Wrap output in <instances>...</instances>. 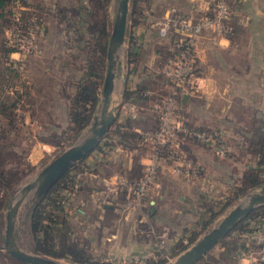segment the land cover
Here are the masks:
<instances>
[{
  "label": "rangeland",
  "instance_id": "374dc122",
  "mask_svg": "<svg viewBox=\"0 0 264 264\" xmlns=\"http://www.w3.org/2000/svg\"><path fill=\"white\" fill-rule=\"evenodd\" d=\"M72 1L73 0H43V11H41L44 15L43 22L42 25L35 24L37 29L36 33H34L35 30L33 31V39L31 42H19V38L23 37H18L16 25L9 24L10 26L3 28V30L0 29V103H4V106L8 105V109L10 110L6 111L7 115L0 111V143H5L7 149L22 155L24 159L23 162H26L31 170L15 188L7 206L13 195L23 184L32 180L37 173L57 155L83 140L90 133V127H87L77 139L69 145H59L60 139H52L51 137L54 131L61 132L67 125L66 117L68 116L70 97L72 91L75 92L74 83L77 82L75 78L77 79L79 76L76 72L71 71L70 64L75 67V70H77L78 67L84 70L88 65V60L85 55L87 50L85 48V43L87 44L88 42L89 44L91 41L89 39L84 42L87 36L80 29L81 26L77 25V23H79L78 17H75L76 20L71 19L74 13V11L71 10L75 8L71 4ZM134 1H136L140 9L138 26H140L142 30H145L146 24L149 23L151 25L150 30L153 32L151 33L153 36L152 39L145 41L144 37L141 36L136 40L135 44L137 50H139V56L137 60L138 63L135 60L134 65L138 66L139 72L145 75L142 76L143 79L141 82H143V85L146 84L148 86L147 89L150 91L149 95L155 98L156 104L158 105H156V109L159 111V114H161V109L167 98L166 96L171 94L172 91L175 92L176 102H178L174 105V108L176 107L174 113H176L177 119L182 120L181 123L184 124L186 129L200 135L199 137L193 138L201 142L196 143L197 145L201 144L200 146L205 148L201 149L196 155L192 154L185 156L181 153L183 159L191 164L193 170L189 169L186 171V169H184L185 171H183L180 176L188 175L196 180L197 183L195 182L184 190L179 188L178 190L172 189L170 194L175 200L178 195H184L183 202L189 198L188 195L195 197V200H197L195 201L196 207H200L203 211L205 205H214V209L218 210L222 208L226 200L230 201V204L222 213L211 222L204 231H201L202 233L199 234L198 240L204 233L216 226L224 215L233 207L245 205L250 193L258 192L260 189V187H258L250 190L245 195L235 200L232 198L233 188L235 185L239 184L242 172L245 171V169L242 168L246 167V165L252 166L254 162L251 156L243 154L244 151L240 147L242 137H244L245 134H249L252 127L256 125H260L259 129L264 135V71H262V78L260 74H258L260 82L258 79L257 84H259V86L257 84L253 87L248 86V88H245L243 91H233L229 88L228 90L227 88L224 90V80L222 82L217 81L218 84L214 87H208L207 77L212 76L216 78L215 80H218L217 78H219V75H208L207 68H202L200 66L197 60L196 46L199 43L208 41L210 46H207V49H219L213 42L218 45V39L223 36L217 31L207 29L201 31L199 37L196 39L194 47L191 48L193 49V57L190 58L192 60V67L194 66V68L197 69V73L194 74V78L197 79H194L192 83L195 89L188 86H185L183 89L174 88V80H169L162 72L163 64L167 59V57H163V54L166 53L167 50L171 51L173 45L178 40V35L172 32L162 36L159 32V27L167 18L175 17L177 13H181L192 20L204 17L207 13L206 5L209 0L205 2L202 0H129V16ZM257 1L259 4L264 3V0ZM81 3L83 4L84 0ZM78 4L80 3L77 0L76 6ZM86 4L87 0L83 7H85ZM119 4L120 0H110L107 5L109 36L119 12ZM192 4L193 7L191 8L190 6ZM228 4L230 8L228 25L231 28V33L226 36L233 44H236L243 35L250 34L249 22L247 20V14H236L234 10V0H228ZM259 6L264 8L263 5ZM197 7L201 10L200 13L196 12ZM21 8L23 7L18 5L13 7V13L9 21L16 23L20 17ZM82 12H84V10ZM144 17L146 20L143 19ZM130 22V18L128 17L125 42L118 51L119 57L123 62V75L127 69L126 65L129 63L127 60L128 47L126 48V42L127 39H129L128 27ZM173 37L174 39H172ZM165 41L167 42L165 43ZM7 46H12L14 51L4 56L3 48ZM157 50L160 51L161 54L158 53L160 56V63L158 64L153 61V56L158 55ZM212 54L213 52L209 53L207 58L214 62H218L216 63L218 69H222L223 66L221 64L223 60L226 59L222 56L217 59L215 58V53L213 56ZM216 54L217 56L221 55L220 52H216ZM104 61V70L106 72L108 63L106 57ZM151 63L152 66L149 65ZM149 66L152 69H149ZM127 67L129 66L127 65ZM239 69L240 68L231 63V70L234 76H239ZM157 76H161L159 82L157 84L152 83V79ZM116 82L117 87L113 99L115 104L120 107L125 83H123L121 79H117ZM188 85H190V83H188ZM183 93L191 96L194 100L192 101L190 98V101H192L191 105L186 107V109L180 106ZM204 97H208L210 100L203 101ZM100 105L99 102L96 107V115L100 113ZM129 108L131 107H126L127 110L125 113H127V111L131 112V110H128ZM9 113L12 114L13 119L11 125L9 124ZM181 115L183 118L185 117V120L180 118ZM187 119L190 121L189 124L186 121ZM2 134L4 138L1 136ZM55 135L58 134L55 133ZM240 136L241 138H239ZM43 140H55L54 142L59 144L53 145ZM50 145L53 147H50ZM6 166L7 168L11 167L12 164L7 163ZM88 175L89 170H87V173L82 174L81 180L83 181V178L89 177ZM100 186L102 191L110 194L104 189L101 183ZM186 193L189 194L187 195ZM74 194L75 193H73L70 198L68 197V203H70ZM135 203H143V201ZM144 203H146V201H144ZM175 203L174 201L173 205H175ZM33 204L34 200L31 198L20 206L15 221V240L18 246L23 250L36 253L33 250L28 218L29 210ZM7 206L3 209V218L0 225L2 239L4 237L5 212ZM64 207L66 209L67 204ZM198 212L200 218L205 217L201 214L202 211H197L196 214L187 216V220L191 221V219L197 217ZM180 221L181 220H179V222ZM72 227H74L76 231V234L74 235L72 232V235L80 242L88 245L91 255L108 264H160L161 262L174 260L178 255L174 254L180 249V247L175 248L173 257H169V259H167L168 257L166 258V254L158 252V249H160L158 247L157 252L150 255L130 256L125 254L124 251L120 250L119 246L121 244L123 245L124 241H121L122 243H117L111 237V234H117L120 233V231L126 233L129 228V225L126 224V213L123 209L119 211L118 216H105V223L103 228H101L102 232L104 231L102 240L100 239L98 243L94 242V238L92 239L90 237L92 241L86 238L87 230H80L74 225ZM199 231L200 230H197L195 232ZM161 232V229L157 228L156 240H158V244H160ZM100 233L101 231H99L97 235ZM87 237H89L88 233ZM187 243L188 238H185V242H181V245ZM162 245L163 243L161 247ZM220 248L221 246L219 243L215 244L208 251V255L219 257L221 253ZM8 255L9 254L3 249L2 240L0 243V264H16L7 257ZM57 261L61 264H78L72 263L67 259H57ZM232 262L226 263L217 261L215 264H232Z\"/></svg>",
  "mask_w": 264,
  "mask_h": 264
},
{
  "label": "crops",
  "instance_id": "0c3cea01",
  "mask_svg": "<svg viewBox=\"0 0 264 264\" xmlns=\"http://www.w3.org/2000/svg\"><path fill=\"white\" fill-rule=\"evenodd\" d=\"M78 1L80 4L77 6V0H73L71 3L72 6L75 7L71 10L74 11L73 17L71 18L72 20H76L75 17H78L80 20L82 11L87 7V4L83 7L86 0H84L83 4L81 3L83 0ZM202 1L205 2L207 0ZM234 2V10L236 14H247L250 34L243 35L236 44H233L228 38L220 37L218 39V45L213 42V44L219 49H207V46H210V44L208 41H204L196 46V55L200 66L202 68H207L208 75H219L220 79L217 78L218 80H215L216 78L212 76L207 77L208 87H214L218 84L217 81L222 82L224 80V90L226 88L228 90L229 88L233 91H243L245 88H248V86L253 87L257 84L259 79L258 74H260L261 77L262 71H264V8L259 6H264V3L259 4L257 0H234ZM190 7L192 8L193 4ZM198 7L196 8V12L200 13L201 10ZM143 19L146 20L145 17ZM138 25L139 23L132 26L129 25L128 27V38L129 36H132V40L130 42L129 39H127L126 48L128 47L131 60L127 64L129 67L126 65L127 69L124 75L126 79L125 88L128 87L129 89H136L138 86L143 85V82H141L143 79L142 76H145L139 72L140 70L138 66L134 65L135 60L137 61L139 56V50H137V47L135 46L136 40L141 36L144 37L145 41L153 38L151 35L153 32L150 30L151 25L149 23L146 24L147 26L145 30H142ZM172 39H174V37ZM166 42L167 41H165V43ZM211 52H213V54L215 53L214 55L217 59L220 56L226 59L223 60L221 64L223 66L222 69H218L216 65L218 62H214L207 58V55ZM216 52H220L221 55L217 56L218 53L216 54ZM158 53L160 54V51L157 50V54ZM159 54L153 56V61L157 62V64L160 63ZM231 63L240 68L239 76L233 75ZM149 65L152 66V63ZM70 69L79 75L75 80L80 81L83 78L85 68L83 70L81 67H78L77 70H75V67L70 64ZM149 69L152 68L150 67ZM257 85L259 86V84ZM147 92L150 93L148 90ZM74 93L75 92L72 91L71 97L74 96ZM190 98L191 96L183 93L180 106L185 109L190 106L191 102L194 101L192 98V101H190ZM209 100L208 97L203 98V101ZM139 101L141 100L135 98L125 100L122 97L113 124L125 125L126 118H128L130 120V127L128 129L141 136V133L148 131L155 126V120L160 114L156 109L157 102L149 104L141 103ZM127 106L131 107L128 109L129 111L131 110V112L127 111V113H125ZM180 118L184 119L185 117L183 118L181 115ZM186 121L188 124L190 123L189 119ZM67 122L68 116L66 117V124ZM110 128L113 129L112 126ZM259 128L260 125L252 127L250 133L245 134L241 139L242 142L240 147L244 151L243 154L251 156L254 160L252 166L246 165V167L242 169L246 170L247 168H253L256 165L255 157L246 150V140L247 138L255 136L257 133L263 135ZM53 133H57L58 135L56 136L57 138L59 137L60 132L54 131ZM239 138H241V136ZM106 142H112L111 137L105 138L104 136L99 141V145H102V150H104V152L94 149L84 159V163L89 166V177L85 179L83 178V181L81 180L79 188L74 192L75 194L72 196L70 203L67 204V217L70 224L80 230H87L89 237H87L86 233V238L90 241H92L91 238H94V242L98 243L100 242V239L102 240V234L104 231L102 232L101 228H103L105 223V216H118L119 211L123 209L126 213V224L129 225V228L126 233L120 231V233L111 234V237L115 242L122 243L121 241H124L123 245H119L121 251H124L125 254L130 256L150 255L156 253L158 247L160 248L158 249V252L166 254L165 256L166 258L168 257L167 259L173 257L174 249L180 247L181 242H185V238L189 237L187 235L200 230L201 225L199 224V221L202 220V218L199 217V212L197 214L198 216L191 219V221H188V218L186 217L189 215L191 216V214H196L197 211L203 212V210L200 209V207H196L195 201L197 200H195V197L188 195L189 193H186L189 198L183 202L184 195H178V200H175L170 194V191H172V189L178 190V188L184 190L193 185L196 180L188 175H175L172 172L171 166H167L166 169L162 170L156 177L151 189L146 193L145 198L142 200L143 203H133L130 199L131 196L127 192L108 194L101 189V177H114L122 173H126L133 178L140 177L143 174L144 164L148 161L147 157L149 153L148 146L141 143L140 140L138 142L140 148L133 147V145L125 146L122 143H114L113 147L118 146L119 150L106 154L108 148L103 147ZM50 147L53 146L50 145ZM201 149L205 148L193 143L189 139H185L180 147V152L185 156H189L192 154H198ZM144 201H146V203H144ZM174 201L176 202L175 205H173ZM179 220L181 221L179 222ZM157 228L162 231L160 235V244H158V240H156ZM72 229L73 234L75 235V228L72 227ZM99 231H101V235H97ZM162 243L163 245L161 247ZM222 250L223 248L221 247L220 251ZM163 263L165 262H161V264ZM235 264H250V261L247 259H240Z\"/></svg>",
  "mask_w": 264,
  "mask_h": 264
},
{
  "label": "trees",
  "instance_id": "16d2710c",
  "mask_svg": "<svg viewBox=\"0 0 264 264\" xmlns=\"http://www.w3.org/2000/svg\"><path fill=\"white\" fill-rule=\"evenodd\" d=\"M110 0H87V7L84 8L82 16L77 25L81 26V30L87 36L85 41L90 39V43H85L86 59L88 65L85 69L84 76L80 81L74 83L75 95L70 97V105L68 109V122L66 127L62 129L59 135V145H69L74 142L84 129L89 127L94 117L96 116V107L99 104L102 84L104 80V66L105 57L107 53L109 40L108 14L107 5ZM43 0H0V29L6 28L10 25H16L18 35L20 37H29L31 35L30 28L39 24L42 25L44 15L41 13ZM22 6L21 14L16 23L9 20L13 13V7ZM140 16V9L136 1L133 2L130 11V25L138 23ZM33 19V20H32ZM32 21V22H31ZM10 22V23H9ZM10 24V25H9ZM79 26V27H80ZM36 33V31L34 32ZM132 36H129L131 42ZM4 56L13 52L12 46L3 48ZM171 52L169 50L163 54L167 57ZM164 57V58H165ZM131 60L128 52V62ZM195 74L197 69L194 70ZM161 76H157L152 80V83H158ZM147 85H140L136 89H129L126 87L122 93L125 100L135 98L141 100V103H155V98L147 92ZM0 111L6 114L8 105L0 103ZM7 115V114H6ZM10 116V125L13 122L12 114ZM156 124L149 131H155L159 127V116L156 118ZM113 127L105 134V138L111 137L112 142H106L103 147H107V153L115 143H122L125 146H132L140 148L138 142L140 135L134 131L129 130L130 120L126 118L125 125L112 124ZM111 131V132H110ZM114 132V133H113ZM4 138V135H1ZM52 139L57 138L55 133L51 136ZM193 143H201L193 137H188ZM49 144L58 145L55 140H43ZM246 150L255 157L256 165L242 172L240 182L233 188V200L245 195L250 190L261 187L264 184V135L257 133L255 136L247 138ZM201 145V144H198ZM102 150V145L95 148ZM89 155V154H88ZM87 155V156H88ZM23 157L19 153L7 149L5 143H0V225L2 223L3 209L13 194L15 188L30 173L29 165L23 162ZM11 163L12 166H6ZM100 163V162H99ZM24 167V169H23ZM89 166L84 163V160L75 163L69 168L59 180L50 188V190L40 199L34 201V204L29 210V223L32 236L33 250L45 257L53 259H67L72 263L78 264H108L93 257L87 244L80 242L72 235L73 229L67 217L65 207L62 201L66 199L65 193L76 185L74 180V171H87ZM140 177H130L131 180H137ZM81 182H79L80 184ZM127 192V191H125ZM128 193V192H127ZM230 204L226 203L218 210L214 209V205H205L202 215L205 216L199 221L200 231L192 232L188 237V243L180 245V249L174 255L187 249L194 243L201 231L213 222L222 211ZM205 214V215H204ZM254 220L257 223H264V205L254 209L243 221L235 225L231 231L222 238L218 243L223 248L219 257H214L206 253L195 264H215L217 261L232 262L235 264L239 259L237 257L241 249H246L245 245L247 239L242 237L243 231H251L247 227V221ZM0 234V243L2 241ZM250 246L255 247L254 242L250 241ZM16 264H24L12 259L10 255L7 256ZM161 264V263H160Z\"/></svg>",
  "mask_w": 264,
  "mask_h": 264
},
{
  "label": "built area",
  "instance_id": "2783aa9c",
  "mask_svg": "<svg viewBox=\"0 0 264 264\" xmlns=\"http://www.w3.org/2000/svg\"><path fill=\"white\" fill-rule=\"evenodd\" d=\"M207 13L202 18L192 20L181 13H177L175 17L167 18L159 27L162 36L169 33H176L178 40L173 45L171 53L167 56L163 64L162 72L170 80H174V88L183 89L188 86L192 89L194 78V66L192 67L193 49L196 39L202 30L217 31L223 37H227L231 33L228 25L230 19V8L228 0H209L206 5ZM32 22V21H31ZM37 26L30 28L31 35L29 37L19 38V42H31L33 31ZM18 37H20L18 35ZM228 38V37H227ZM191 78V79H190ZM190 83V85H188ZM199 83V82H198ZM161 114L159 117V127L155 131H144L141 133L140 140L148 146L147 163L143 167V176L137 180H131L128 174L122 173L114 177H101V184L110 194H117L127 191L131 196L133 203L140 202L150 190L155 181V177L167 166H171L175 175L182 174L184 169L188 171L192 169L191 164L183 159L180 147L183 140L188 137H199L198 133L190 131L182 124V120L177 119L174 113V105L176 102L175 92L166 96ZM119 147L114 146L108 152L118 151ZM193 170V169H192ZM87 171H73L74 185L68 192L67 196L61 203L63 206L68 204L70 196L79 187L82 174ZM69 197V198H68ZM247 227L251 231H243L242 237L247 239L246 249H241L237 255L238 259H247L250 264H264V223H257L254 220L247 221ZM250 241L254 242L255 247L250 246Z\"/></svg>",
  "mask_w": 264,
  "mask_h": 264
},
{
  "label": "water",
  "instance_id": "95a60500",
  "mask_svg": "<svg viewBox=\"0 0 264 264\" xmlns=\"http://www.w3.org/2000/svg\"><path fill=\"white\" fill-rule=\"evenodd\" d=\"M128 17L129 0H120L119 12L113 24L107 47L106 58L108 63L100 95L101 109L99 115L94 117L92 124L89 126V135L57 155L32 180L23 184L13 195L7 206L3 249L19 262L24 264H61L57 259L27 252L18 246L15 240L16 216L21 204L30 193H32L34 201L45 195L69 168L84 160L98 146L99 141L113 124L119 108L113 99L115 83L117 79H121L123 83L126 81L122 73L123 62L118 51L125 42ZM262 205H264V184L261 185L258 192L248 195L245 205L233 207L216 226L178 254L174 260L163 264H195L224 238L235 225L243 221L255 208Z\"/></svg>",
  "mask_w": 264,
  "mask_h": 264
},
{
  "label": "bare ground",
  "instance_id": "6f19581e",
  "mask_svg": "<svg viewBox=\"0 0 264 264\" xmlns=\"http://www.w3.org/2000/svg\"><path fill=\"white\" fill-rule=\"evenodd\" d=\"M116 87H117V82L115 83V91H116ZM115 91H114V94H113V98H114V95H115ZM32 198V193H30L28 196H27V198L23 201V203L24 202H27L28 200H30ZM22 203V204H23ZM21 204V205H22Z\"/></svg>",
  "mask_w": 264,
  "mask_h": 264
},
{
  "label": "flooded vegetation",
  "instance_id": "af4514ba",
  "mask_svg": "<svg viewBox=\"0 0 264 264\" xmlns=\"http://www.w3.org/2000/svg\"><path fill=\"white\" fill-rule=\"evenodd\" d=\"M109 43V42H108ZM105 76V75H104ZM3 239H4V237H3ZM16 260V259H15Z\"/></svg>",
  "mask_w": 264,
  "mask_h": 264
}]
</instances>
